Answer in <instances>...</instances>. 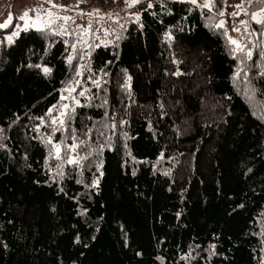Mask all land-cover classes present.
Masks as SVG:
<instances>
[{
  "label": "trees",
  "instance_id": "trees-1",
  "mask_svg": "<svg viewBox=\"0 0 264 264\" xmlns=\"http://www.w3.org/2000/svg\"><path fill=\"white\" fill-rule=\"evenodd\" d=\"M226 2L215 0L216 8ZM139 8H128L111 43L90 48L83 62L63 35L35 28L1 51L0 264H260L264 257V29L245 15L258 30L249 43L260 46L241 65L214 27L216 8L153 0L136 21L129 13ZM79 76L87 91L72 112L79 147L72 155L96 157L107 144L98 154L103 175L88 157L71 166L65 159L64 176L53 179L59 161L49 157L46 113ZM93 177L98 186L87 187Z\"/></svg>",
  "mask_w": 264,
  "mask_h": 264
},
{
  "label": "snow or ice",
  "instance_id": "snow-or-ice-1",
  "mask_svg": "<svg viewBox=\"0 0 264 264\" xmlns=\"http://www.w3.org/2000/svg\"><path fill=\"white\" fill-rule=\"evenodd\" d=\"M52 0H49V3H51ZM186 2L190 5H192L195 8H201V9H207L209 13L212 12L213 8H216V3L215 0H186ZM140 4V8L135 11V12H131L130 14L135 18L136 21H139L141 18V12L145 10L144 8V4L147 5L148 9H151L153 7V0H144V3H141V0H125V6L128 8H131L133 5H137ZM245 4L248 5H252L253 7L256 8L255 11H252L250 9H246L245 8ZM260 4L264 5V0H260ZM53 7H63V5H53ZM189 11H192V8L188 9ZM94 12H98V9H94ZM168 11H171V9H168ZM241 13H244L246 16H248L250 18L251 21H254L255 24L260 25L261 29H264V6H257L256 4V0H239L238 3H236L233 6V10L231 11V13L229 14L232 17H237L240 16ZM92 13H89V15H91ZM107 15L111 16V13H108ZM216 15L218 17H221L220 19H215V17H213L212 19L214 20V27L216 29H223V35L227 38V41L229 44L233 45V47L230 49V54L232 56H237L238 53L241 54V59H240V64L243 65L244 64V60L245 59H252L253 56V47H259V44L256 45H251L249 43V41L252 40L253 34L255 32H257L258 30L255 28H252L251 25L249 24L248 20L245 19H240L238 21L239 27H237L235 24L232 25V30L240 33L241 31H243V36L241 37V39H237L231 35H229L228 29L225 27L226 25V21L225 19H223L224 15H225V10L223 7L220 8H216ZM21 19L25 21V30H27V28L33 27L35 28L38 32H43L44 30H48L49 32H52L56 35H73L74 33H72L70 30L67 29V22L71 19V17H69L68 15H63V16H59L56 12L49 10L46 14L45 13H39L37 14L35 17H30L28 15V12L25 11L23 16H21ZM29 21H31V23H29ZM59 22V23H57ZM9 23V21H5L4 23H0V28L6 27L7 24ZM142 27V25H141ZM114 30V29H113ZM90 29L85 28L82 30V32L80 33L81 35V39L78 40V43H82L84 44L85 47L90 49V45L86 42V40L83 38V33H87L89 32ZM107 35V33H105ZM262 35H264V33H261ZM17 35H19L18 32L16 31H12L10 35H8L6 37V40L9 44L13 43V38L16 37ZM165 36L168 37L169 39H171V33L169 32H165ZM65 43H68V41H65ZM101 43L104 44H110L111 40H102ZM70 47L72 49L76 48V43H72L70 45ZM259 55L261 57H264V48H261ZM81 60L84 59V56H80L79 57ZM73 59L72 55L69 54L66 56V60L68 62H71ZM30 67H37V68H41V65H29ZM255 66V63L254 65ZM262 67V71L260 73H258L261 76H264V64L261 65ZM42 71L44 72V74H48L52 71V69L48 66H43L42 67ZM102 71V69H101ZM125 71V83L123 85H121V87L124 88H130L131 84V76L127 75V70ZM76 73L77 75L82 74L81 73V69L79 66L76 67ZM173 75H178L179 72H175L172 73ZM240 73V69L239 66L237 68V71L233 73L234 77L239 76ZM104 75H107V72L104 73ZM243 75L247 76V73H243ZM101 79L99 77L95 78L92 80V83L99 89L101 86ZM80 81L79 80H73L70 82V84H79ZM62 92H67L68 95L67 96H61V101H63L64 99H68V100H72L74 101V104H79V100L76 99V97L72 96L71 93L76 91L75 88L68 86L64 89L61 90ZM79 95L80 96H84L85 92L83 90L79 91ZM104 103H107V101H105ZM70 107H73V105H69V104H64V103H60V108L61 111L58 113L57 116H52L51 119V123H52V131H57L55 125H60L61 128L67 126L69 128L70 134L72 136V143L68 144L66 146L67 154H66V163L68 164H79L80 160H88V157H93V153L92 151H88V156L87 157H79L78 156H74L72 155L73 152L76 151L78 144H77V140L78 137H76V129L71 128V118L73 113L69 112L68 109ZM161 108H163V104L160 105ZM56 108V105H52L48 108V112L47 114H50L54 109ZM105 115H107V113H105ZM264 118V117H262ZM37 119L40 120V123L43 124L45 122V118L44 117H38ZM125 121L120 120L119 123L123 124ZM37 130H39L40 125H36L35 126ZM3 130L0 129V132H2ZM88 131H91V129H89ZM126 135V134H125ZM6 139V138H5ZM47 143L51 146V150L49 152V157L51 156H55V159L57 161H61V163H57L56 165V176L53 177V179H55L56 177H63L64 176V171L62 168V164L65 162L64 159H62L61 157V151H62V143L61 142H54L52 140L51 135L49 134L47 137ZM80 144H84L85 141L80 140L79 141ZM107 144H102L97 146L96 148V153L97 156L93 157V160H89L88 161V167H95L96 170L98 172H100V169L102 168V162L99 161L98 159V154L101 151L102 148L107 147ZM7 147L4 144H0V148H5ZM48 157H45V161L47 162ZM248 172H252V169L249 168ZM135 174V173H133ZM100 175H103L102 172H100ZM78 183H81V181H77ZM45 183H47V181H45ZM99 184V178L98 177H93L91 183L89 185H87V187H97ZM61 191H63V189H61ZM240 205H238L239 207ZM83 212H86L87 209H83ZM180 214L177 213V216H179ZM94 238V237H93ZM80 239V237L77 235L76 237V241L78 242ZM215 248V245H210L209 249L207 250L210 254H215L212 250ZM262 252H264V248L261 249ZM137 255H140V253H137ZM260 264H264V257H262L260 259Z\"/></svg>",
  "mask_w": 264,
  "mask_h": 264
},
{
  "label": "rangeland",
  "instance_id": "rangeland-1",
  "mask_svg": "<svg viewBox=\"0 0 264 264\" xmlns=\"http://www.w3.org/2000/svg\"><path fill=\"white\" fill-rule=\"evenodd\" d=\"M238 2L239 0H227L226 5L224 7L225 15L223 19H225L226 21L225 27L228 29L229 35L237 39H241V37L243 36V31H241L240 33L233 31L232 25L235 24L237 27H239L238 21L240 19H244L245 14L241 13V15L237 17H232L229 15L233 10V6ZM53 5H63V7L57 8V7H53ZM245 8H247V4H245ZM94 9H98L99 11L94 12L93 11ZM127 9L128 7H126L125 5H123V7L117 5L102 7L99 4L98 0H52L51 3H49V0H0V23L9 21L6 27L0 28V53L6 46L9 45V43L6 40V37L10 35L12 31H16L20 33L22 30L25 29V21L21 19V16H23L25 11L28 12V15L30 17H35L39 13L46 14L49 10H52L56 12L59 16L68 15L69 17H71V19L67 22V29L74 34L63 35V37L65 38L66 41H68L70 45L72 43H76V48L75 49L71 48V49L73 50V52L82 50V53L79 55V57L83 55L85 58L87 56L89 48L85 47L84 44L77 42L78 40L81 39L80 33L82 32V30L85 28L90 29L89 32L83 33V38L91 46L90 48H92L93 46H97L98 44H102L101 43L102 40H110L109 37L111 31L116 32L115 22L119 20V18H121L124 14H128L126 11ZM131 12L132 11H130V13ZM89 13L92 14L89 15ZM108 13H111V16L107 15ZM29 23H31V21H29ZM29 28H33V27L29 26L27 29ZM105 33H107V35ZM16 37H14L13 40ZM80 61L83 62V60ZM76 80H79L80 83L79 84L69 83L66 87L71 86L76 89V91L72 92L71 95L76 97V99L79 100L80 103L74 104V101L68 99H64L63 101H61V103L73 105V107H70L68 109L69 112H73L75 108H79L78 106L82 104L81 103L82 96L79 95V91L83 90L85 94L87 91V88L85 87L86 85H83L85 83L82 81L83 80L82 77L79 76ZM67 95H68L67 92L62 93V96H67ZM60 111L61 108L59 104L56 107V109L49 114L47 118L48 122H46V131L51 135L52 140L54 142L62 143V151H61V157H62L63 153H67L68 151L66 149V146L72 143V136L70 134L69 128L67 127L66 129L64 127L61 128V126L58 124L55 125V127L56 129L58 127L61 128L60 133L57 135L56 131H52V127H53L51 123L52 116H57ZM77 151H79V147H77L75 152ZM50 158L52 161L53 159H55V156L53 155ZM62 159L65 160L66 158L62 157ZM59 163H61V161H59ZM65 165L66 163L65 164L63 163L62 168H64ZM69 166H71V164H69Z\"/></svg>",
  "mask_w": 264,
  "mask_h": 264
},
{
  "label": "built area",
  "instance_id": "built-area-1",
  "mask_svg": "<svg viewBox=\"0 0 264 264\" xmlns=\"http://www.w3.org/2000/svg\"><path fill=\"white\" fill-rule=\"evenodd\" d=\"M98 1L102 7L112 6V5H117V6L123 7V5H125L124 0H122V1L121 0H117V1L116 0H98Z\"/></svg>",
  "mask_w": 264,
  "mask_h": 264
}]
</instances>
